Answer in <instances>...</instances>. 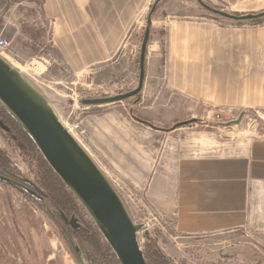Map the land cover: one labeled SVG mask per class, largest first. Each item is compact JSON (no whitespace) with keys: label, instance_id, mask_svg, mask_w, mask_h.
Returning <instances> with one entry per match:
<instances>
[{"label":"crops","instance_id":"crops-1","mask_svg":"<svg viewBox=\"0 0 264 264\" xmlns=\"http://www.w3.org/2000/svg\"><path fill=\"white\" fill-rule=\"evenodd\" d=\"M153 1L37 0L50 30L47 53L74 74L111 62L144 26ZM211 2L230 13L264 11V0ZM196 10L166 14L157 21L165 28L160 38L168 46L166 90L174 96L146 102L145 109H155L151 121L158 123L154 117L166 111L170 115L163 118L164 123L183 119L181 97L186 95L197 109L203 105L254 112L260 136L244 147L225 149L224 154L175 161L174 153L184 146L192 151L204 148L196 137L207 135L192 133V141H182L178 131H152L115 112L102 115L88 129L92 141L87 153L99 169L113 183L116 177L127 183L145 204L174 215L180 240L204 239L247 225L264 227V22L237 25ZM158 51L146 50L138 106L161 73ZM163 139L174 144L164 158Z\"/></svg>","mask_w":264,"mask_h":264},{"label":"rangeland","instance_id":"rangeland-1","mask_svg":"<svg viewBox=\"0 0 264 264\" xmlns=\"http://www.w3.org/2000/svg\"><path fill=\"white\" fill-rule=\"evenodd\" d=\"M203 1L213 8H217L214 5L218 6L216 3H208V0ZM154 3L155 0L147 13L144 26L138 30L131 41L125 42L115 59L74 74L47 53L51 46L50 30L42 19L39 2L37 0H9L8 2L0 0V35L13 41L10 52L0 53V57L5 58L13 69L47 99L65 128L74 124L80 126L83 134L78 142L86 152L92 141L89 127L94 126L96 119H102V115L114 112L119 115L125 114L141 127L151 129L138 120L147 121L157 128L151 129L152 131L163 133L178 131L182 141H186L187 138L192 141V133L207 135L208 138L196 137V140L200 139V143L205 144V149L195 147L192 151L190 147L184 146L182 150H176L174 153L175 161L191 156L219 155L225 149H233L234 146L244 147L255 136H260L259 120L254 112L249 110L232 111L228 108L203 105L197 109L196 104L184 95L181 97L183 119L164 123L163 118L170 115V111H166L167 114L162 112L154 117L158 123H153L151 121L153 114L150 115V113L155 109L150 110L144 107L146 102L153 98L165 100L174 96L166 90L169 68L168 46L160 38L164 27L159 26L157 21L166 14L179 16L183 11L195 9L211 15L195 0H162L156 4L152 12V26L147 48H158L161 56L158 67L161 73L154 83L150 84L148 93L144 94L143 105L138 106L142 101V89L134 97L113 103L100 105L84 103L85 100L122 95L137 87L141 42L147 17ZM215 19L225 20L219 17ZM263 22L264 20L261 22L250 20L234 23L257 26ZM30 60L39 65L41 72L36 73L26 67ZM191 116L197 117L195 119L198 121L172 129L175 123L194 119ZM171 146L174 144L163 139L161 151L163 158L169 156ZM0 150L12 163V174L18 179L9 178L10 182L7 184L0 180V264H96L86 259L85 253L77 246L74 234L72 235L66 226L68 223L74 225L75 220H66L61 215L62 225L56 226L49 217L58 215V212L54 210L47 198L34 195V190L30 187L35 182L32 173L33 165L25 149L12 146L0 133ZM0 177L6 178L2 174ZM116 178L115 184L112 179L108 178V180L121 197L133 222L142 225L137 234L141 250L146 238H150L159 251L174 264H264V227L259 222L260 225L256 228L247 225L240 229L215 233L204 239L180 240L174 230L176 222L174 215L145 204L137 191L120 178ZM22 189L33 192L30 195L23 193ZM30 200L34 204H31ZM40 209L42 211L45 209L49 215L46 216ZM151 214L155 215V218ZM150 219H154V222L149 223L148 228H144L143 224Z\"/></svg>","mask_w":264,"mask_h":264},{"label":"water","instance_id":"water-1","mask_svg":"<svg viewBox=\"0 0 264 264\" xmlns=\"http://www.w3.org/2000/svg\"><path fill=\"white\" fill-rule=\"evenodd\" d=\"M158 1H155L147 17L140 47L137 87L122 95L85 100V104L113 103L139 94L144 79L145 53L152 26V12ZM195 1L211 15L229 21L245 22L264 17V11L256 14H233L213 8L203 0ZM0 104L33 140L52 171L86 210L118 263L146 264L137 238L142 225L133 222L114 186L61 123L47 99L2 57H0ZM138 121L151 129H157L147 121ZM197 121L190 119L178 122L172 129Z\"/></svg>","mask_w":264,"mask_h":264},{"label":"trees","instance_id":"trees-1","mask_svg":"<svg viewBox=\"0 0 264 264\" xmlns=\"http://www.w3.org/2000/svg\"><path fill=\"white\" fill-rule=\"evenodd\" d=\"M156 1V0H155ZM162 0H159V2ZM158 2V3H159ZM209 17L217 18L212 15ZM262 19L252 20L253 22H261ZM0 133L6 142L12 146H18L22 150L25 149L28 159L33 165L32 173L35 182L31 185L34 190V195H40L49 200L50 204L58 215L50 216L49 218L56 226H61L62 215L66 220H75V224H66L71 234L75 236L77 246L80 251L85 253L86 259L91 260L96 264H119L114 253L106 243L94 222L89 217L86 210L75 198L73 193L64 185L58 176L52 171L46 163L39 150L37 149L33 140L26 134V132L19 126L8 111L0 104ZM12 163L6 155L0 150V174L6 178H1V182L7 184L10 182L9 178L18 180L12 174ZM23 193L32 194L27 189H22ZM26 197L27 194H25ZM31 204H34L31 200ZM40 211L46 216L49 212L45 209ZM144 260L146 264H174L168 257L163 255L155 246L152 239L146 238L142 249Z\"/></svg>","mask_w":264,"mask_h":264},{"label":"built area","instance_id":"built-area-1","mask_svg":"<svg viewBox=\"0 0 264 264\" xmlns=\"http://www.w3.org/2000/svg\"><path fill=\"white\" fill-rule=\"evenodd\" d=\"M12 44H13V41L11 39L4 38L0 35V53H2V54L9 53L11 48H12ZM26 65H27L26 67L29 68L31 71H34L36 73L41 72L39 65L32 60H30ZM66 129L72 135H74L76 137L77 141H79L78 139H81L80 136L83 134V131L81 130V128L78 124L70 125ZM151 216L155 218V215L151 214ZM153 222H154V219L147 220L143 224L144 228H148L149 223H153Z\"/></svg>","mask_w":264,"mask_h":264}]
</instances>
